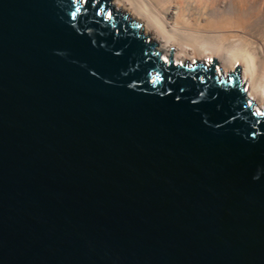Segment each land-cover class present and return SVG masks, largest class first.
<instances>
[{"label":"water","instance_id":"water-1","mask_svg":"<svg viewBox=\"0 0 264 264\" xmlns=\"http://www.w3.org/2000/svg\"><path fill=\"white\" fill-rule=\"evenodd\" d=\"M249 94L107 0H0V264H264Z\"/></svg>","mask_w":264,"mask_h":264},{"label":"bare ground","instance_id":"bare-ground-1","mask_svg":"<svg viewBox=\"0 0 264 264\" xmlns=\"http://www.w3.org/2000/svg\"><path fill=\"white\" fill-rule=\"evenodd\" d=\"M157 43L165 65L199 64L244 74L250 101L264 111V17L258 0H107ZM123 14V15H122ZM169 60L171 63L169 64Z\"/></svg>","mask_w":264,"mask_h":264},{"label":"rangeland","instance_id":"rangeland-1","mask_svg":"<svg viewBox=\"0 0 264 264\" xmlns=\"http://www.w3.org/2000/svg\"><path fill=\"white\" fill-rule=\"evenodd\" d=\"M258 6L260 7H263L264 6V0H258ZM259 14H261V15H263V17H264V9L263 8H260V11H259ZM123 15V14H122ZM127 20L129 21V22H133V23H135L136 25H138L139 26V24H137V22H135L134 20H132V19H130V18H127ZM172 61V60H171ZM171 61L169 60V64L171 63ZM174 64V63H173Z\"/></svg>","mask_w":264,"mask_h":264}]
</instances>
